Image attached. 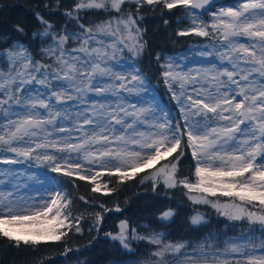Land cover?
I'll return each instance as SVG.
<instances>
[{"label": "snow or ice", "instance_id": "6c2138e0", "mask_svg": "<svg viewBox=\"0 0 264 264\" xmlns=\"http://www.w3.org/2000/svg\"><path fill=\"white\" fill-rule=\"evenodd\" d=\"M145 6L160 9L165 30L164 10H182L185 26L170 37L200 40L153 53ZM43 7L47 14L33 10L35 43L25 42L24 23L14 25L16 38L0 34V242L31 253L61 245L69 264L67 241L87 227L117 246L109 264L124 256L128 264H264V0H75L59 27L49 17L60 0ZM93 11L103 18L86 21ZM160 84L175 112L159 99ZM80 182L92 196L77 195ZM130 184L169 199L180 193L240 233L173 240L157 230L179 215L170 205L155 228L125 218L104 231ZM209 224L195 208L187 220L197 232ZM76 264L92 262L77 256Z\"/></svg>", "mask_w": 264, "mask_h": 264}, {"label": "trees", "instance_id": "16d2710c", "mask_svg": "<svg viewBox=\"0 0 264 264\" xmlns=\"http://www.w3.org/2000/svg\"><path fill=\"white\" fill-rule=\"evenodd\" d=\"M229 2V0H226ZM44 0H0V34H12L13 38H16V34L13 32V27L17 23H24L26 29L29 32V36L25 42L35 43L32 41L30 33L35 30V21L33 17V10L40 5L39 10L47 14L48 9L43 7ZM47 2L55 4L56 0H47ZM62 5L59 12H54L49 18L59 27L63 26L65 18L62 16L64 8L71 7L75 0H60ZM145 22L144 26L148 29V40L150 44V50L155 51L164 50L166 53H176L183 51L188 45L195 41H199L198 37H175L170 33L174 32L179 24L178 18L182 16V10L173 9L172 13L164 10L163 18L169 19L170 23L165 30L161 19V11L157 9L155 12L149 11L147 6L144 9ZM104 14L100 12H90L85 16V20H98L103 18ZM193 39V41H192ZM174 40H179L180 43L174 44ZM2 43V41H0ZM148 59L144 61V66L147 69ZM155 84V80H153ZM158 96L161 102L167 105L173 110L174 103L168 100V94L164 91L163 84L159 85ZM190 160V157H189ZM188 161L184 162V170L187 171ZM81 183V188L77 195L92 196L87 185L84 182ZM123 188V186H121ZM120 206L123 209L121 213H109L107 214L105 223L103 225L104 231L114 232L117 230V225L120 219H129L136 221L141 225H150L156 227L157 216L159 212L169 205L177 209L179 215L176 217L175 222L171 227L167 229H157L166 231L170 234L173 240H196L207 235L208 232H222L226 233V236H222L221 239L238 235L240 233V227H231V224L225 218L218 216L215 210L206 206H193L186 199L182 198L180 193L169 199L163 195V190L156 196L150 190H145L143 186L133 187L131 184L127 188H123L121 192L117 194ZM100 199L108 200L111 205L116 202V198L108 199L107 197H99ZM194 208L204 213L210 224L207 228H201L198 232L192 231L187 225L188 218L193 214ZM91 217H89V220ZM228 225L226 228L225 226ZM245 229L247 225L244 226ZM259 235V233H257ZM95 232L89 233L87 227L84 230L82 236L75 235L67 241V244L73 249V252L69 253L73 259L69 264H76V257L80 259H87L92 264H109V261L116 259L121 253L117 251V246L112 241L108 240L103 232L99 234V237L95 240ZM91 242V243H90ZM134 247L138 253L144 254L147 249L143 242H134ZM79 248L83 255L76 252ZM64 251L61 245H47L41 246L39 252H17L15 249L8 248L6 243L0 242V264H36L37 261H44V264H61L65 258L60 255ZM122 251V250H121ZM133 259L132 257L124 256L119 262Z\"/></svg>", "mask_w": 264, "mask_h": 264}, {"label": "rangeland", "instance_id": "374dc122", "mask_svg": "<svg viewBox=\"0 0 264 264\" xmlns=\"http://www.w3.org/2000/svg\"><path fill=\"white\" fill-rule=\"evenodd\" d=\"M237 3V0H229V2L228 1H226V2H221V3H218L217 5H224V6H228V5H234V4H236ZM185 25H183V24H179V26L178 27H184ZM192 41H193V39H192ZM192 44V43H191ZM190 44V45H191ZM190 45H188L183 51H181V52H184V51H186L189 47H190ZM176 53H180V52H176ZM5 65H4V63L2 62V61H0V68H3ZM164 91L167 93V91H166V89L164 88ZM168 94V93H167ZM168 100H170V96H169V94H168ZM173 112H175V106H174V108H173V110H172ZM34 194V193H33ZM131 260V259H130ZM128 261L129 260H126V261H123V262H120V263H117V264H128Z\"/></svg>", "mask_w": 264, "mask_h": 264}, {"label": "water", "instance_id": "95a60500", "mask_svg": "<svg viewBox=\"0 0 264 264\" xmlns=\"http://www.w3.org/2000/svg\"><path fill=\"white\" fill-rule=\"evenodd\" d=\"M220 1H222V0H216V3L220 2Z\"/></svg>", "mask_w": 264, "mask_h": 264}]
</instances>
